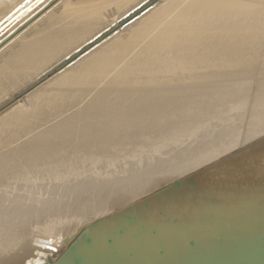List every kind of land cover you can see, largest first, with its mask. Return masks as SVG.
Returning <instances> with one entry per match:
<instances>
[{
  "label": "bare ground",
  "instance_id": "obj_1",
  "mask_svg": "<svg viewBox=\"0 0 264 264\" xmlns=\"http://www.w3.org/2000/svg\"><path fill=\"white\" fill-rule=\"evenodd\" d=\"M39 1L0 0V34ZM147 1L54 0L41 27L0 50V100L44 82L0 114V264H51L132 215L193 223V211L220 213L240 194L264 205V69L239 70L234 52L214 48L178 63L174 53L250 36L264 28V6L239 14L220 0H162L78 58ZM12 129L22 135L2 141Z\"/></svg>",
  "mask_w": 264,
  "mask_h": 264
},
{
  "label": "water",
  "instance_id": "obj_2",
  "mask_svg": "<svg viewBox=\"0 0 264 264\" xmlns=\"http://www.w3.org/2000/svg\"><path fill=\"white\" fill-rule=\"evenodd\" d=\"M252 196L238 195V206H217L220 213L193 211V223L183 213L172 222L128 216L116 231L83 234L51 264H264L263 198L245 199Z\"/></svg>",
  "mask_w": 264,
  "mask_h": 264
},
{
  "label": "rangeland",
  "instance_id": "obj_3",
  "mask_svg": "<svg viewBox=\"0 0 264 264\" xmlns=\"http://www.w3.org/2000/svg\"><path fill=\"white\" fill-rule=\"evenodd\" d=\"M53 1L54 0H40L34 6L29 8L26 12L21 14V16H19L2 34H0V50H2V51L7 50V49L15 46L16 45L15 43H17L19 41V39L33 33V31H35L38 27H41L42 26L41 20L46 15L48 16L49 14H51L53 11V8L51 6L53 4ZM151 1L154 2V0L147 1V5L144 4L140 7V9L141 8L143 9L141 12H139L137 15H135L129 21H126L124 24L116 25L114 28H116V27L117 28L114 30V32L109 34L104 39L99 40L98 43L96 42V44L94 46L92 45V46L88 47L87 50L84 51L78 58L82 57L83 55L87 54L88 52H91L94 48H96V46L100 45L102 42H104L105 40L110 38L112 35H115L117 33V31L121 30L124 26H126L128 23H130V21L133 22L134 21L133 19H137L138 17L143 15V13L150 11L151 9H153L156 6L157 3L161 2L162 0H157L153 4H151L152 3ZM31 3H32V1L28 5H23L21 7V10H19L16 14H13L10 19H13L14 17L18 16L21 12H23L25 9H27L28 6L31 5ZM3 4H6V1H3ZM220 4L222 7H226L223 9V12H226L227 8H229L231 10L235 9L236 12H239V14H242V13L246 12L245 10H242V6H247V5H253V6L263 5L264 6V0H220ZM137 10H139V9H137ZM137 10L135 12H138ZM147 16H148V14L143 15L144 18ZM36 23L39 26L37 25L38 27H36V28L32 27ZM150 23L151 22H149V19H147V20L143 21L142 23H139V24L137 23L135 28L140 29V28H143ZM203 27H206V29L208 31H213V30L218 29V28L212 26L209 21H208V23L205 21L203 24ZM251 32L253 34H251L250 36L240 37L234 42L232 41V42L224 43L223 41H220L221 35H219V36H215L214 38H209V39H207L201 43L193 44V50H188L186 48H178L174 51V53L177 54L176 62L178 63L182 57L187 56L189 54H195V53L201 54V53L207 51L209 48H214L215 50L220 52L222 55H225L228 52H234L238 56V60L241 63V64L239 63L240 65L237 66V68L239 70L244 68V66H248V67L253 66L255 70L261 71V69H264V63H263L264 62V59H263L264 58V28L255 29V30H252ZM129 33H130V31L125 34V37H127L129 35ZM117 38L118 37H115L114 39L118 40ZM104 47L108 48L109 46H108V44H106ZM101 51H103V50H100L99 52H101ZM79 53H81V52H79ZM72 58H69V59H72ZM74 61H75V58L71 61H67L69 63L67 64L66 67H68V65H70ZM67 62H65L64 64H66ZM164 62H165V60L158 63L156 66H154L153 72H155V73L163 72L159 68V65L163 64ZM66 67L62 68L59 72L63 71ZM53 76H55V74H52L50 76V78L51 77L53 78ZM50 78H48L47 80H49ZM43 83L44 82H41L33 88H31V87L30 88L29 87L24 88L20 92L15 94L13 97H11V98L7 97L3 101L0 100V106H4L6 103L11 102L5 108L0 107V114H2L3 111L5 112L10 107L14 106V104L23 101L28 96V94L32 93L36 88H38ZM84 100H85V98H79V99L75 100L74 102H77V103L79 102L78 106H80V105H82ZM26 102H29L28 99L26 100ZM28 106H29V104L27 103V105H25L24 107H26L28 109ZM60 112H62V110L59 111V113ZM15 134L22 135V133L18 129H12L9 134H6L4 136L2 141L11 139ZM260 141H262V139H258L254 143L256 144ZM255 163H249V165L241 167L239 169V171L244 170L247 167L253 166ZM233 168H234V166H231V168L229 169L230 173L234 172V170H232ZM252 170H254V169H252ZM203 171L204 170H201V171L194 173V174L198 175V174L202 173ZM192 176L190 175L189 177L179 178V179H177V181L182 182V181L187 180L188 178H191ZM167 188L168 187L164 186L162 188H159V189L153 191L149 195H147V198H148L147 202H151L157 196V194L161 193L162 191L166 190ZM124 216H127V215L124 214Z\"/></svg>",
  "mask_w": 264,
  "mask_h": 264
}]
</instances>
